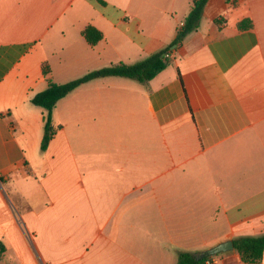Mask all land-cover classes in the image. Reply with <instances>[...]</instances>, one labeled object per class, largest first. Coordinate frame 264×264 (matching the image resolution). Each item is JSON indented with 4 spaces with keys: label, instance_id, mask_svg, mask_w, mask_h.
<instances>
[{
    "label": "crops",
    "instance_id": "1",
    "mask_svg": "<svg viewBox=\"0 0 264 264\" xmlns=\"http://www.w3.org/2000/svg\"><path fill=\"white\" fill-rule=\"evenodd\" d=\"M102 1L0 0V264H176L264 235V0H207L145 83L71 90L40 150L44 65L62 84L138 62L192 0ZM216 260L249 264L234 249Z\"/></svg>",
    "mask_w": 264,
    "mask_h": 264
},
{
    "label": "trees",
    "instance_id": "2",
    "mask_svg": "<svg viewBox=\"0 0 264 264\" xmlns=\"http://www.w3.org/2000/svg\"><path fill=\"white\" fill-rule=\"evenodd\" d=\"M97 1L100 4H103L102 0ZM206 2L207 0H192L190 10L184 17L182 24L177 28L172 42L163 49L156 51L146 58L133 64H111L107 67L91 71L78 79L62 84H56L47 77L48 68L46 65H44L42 72L45 77L46 87L44 90L38 92L30 99L31 104L41 108L44 111V126L43 135L40 142V150L44 151L46 149V146L53 135V128L51 125V110L58 100L63 98L67 93L80 84L95 78L116 76L130 78L140 83H145L151 80L169 63V59L164 57L165 53L171 51L174 45L180 42V40L186 34L196 29L202 9ZM238 27H243V23L240 22ZM82 35L89 45L96 44L102 37L101 33L90 25L86 26L82 30ZM232 244L233 249L238 254L241 262L252 264L264 261V235L257 237H238L232 240ZM3 252L4 247L0 243V261L2 259ZM211 256L195 258V253L183 251L177 254L176 264H205V262L211 258Z\"/></svg>",
    "mask_w": 264,
    "mask_h": 264
},
{
    "label": "water",
    "instance_id": "3",
    "mask_svg": "<svg viewBox=\"0 0 264 264\" xmlns=\"http://www.w3.org/2000/svg\"><path fill=\"white\" fill-rule=\"evenodd\" d=\"M233 249L232 240L223 241L209 249L195 253V258H200L202 256L216 255L222 252H227Z\"/></svg>",
    "mask_w": 264,
    "mask_h": 264
},
{
    "label": "rangeland",
    "instance_id": "4",
    "mask_svg": "<svg viewBox=\"0 0 264 264\" xmlns=\"http://www.w3.org/2000/svg\"><path fill=\"white\" fill-rule=\"evenodd\" d=\"M222 253H224V252H222ZM222 253H219V254H216V255L211 256V258H209V259L205 262V264H216V262H217L216 259H217L218 256L221 255Z\"/></svg>",
    "mask_w": 264,
    "mask_h": 264
},
{
    "label": "built area",
    "instance_id": "5",
    "mask_svg": "<svg viewBox=\"0 0 264 264\" xmlns=\"http://www.w3.org/2000/svg\"><path fill=\"white\" fill-rule=\"evenodd\" d=\"M171 56V51L165 53L164 57L169 58Z\"/></svg>",
    "mask_w": 264,
    "mask_h": 264
}]
</instances>
